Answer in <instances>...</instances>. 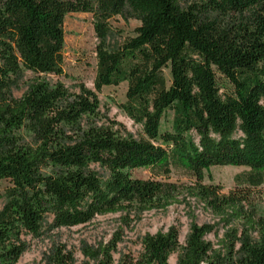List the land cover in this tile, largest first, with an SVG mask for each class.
I'll return each instance as SVG.
<instances>
[{"label": "trees", "instance_id": "obj_1", "mask_svg": "<svg viewBox=\"0 0 264 264\" xmlns=\"http://www.w3.org/2000/svg\"><path fill=\"white\" fill-rule=\"evenodd\" d=\"M92 14L97 37L94 89L38 78L15 98L22 70L63 74L64 18ZM116 15L139 21L110 49ZM168 69L170 79L164 72ZM126 82L118 103L141 126L137 137L98 124V92ZM264 0H0V264H15L28 237L86 224L96 215L164 210L184 184L222 216L212 242L209 224H190L183 242L176 225L146 233L136 256L120 264H264ZM170 113V120L168 116ZM239 166L235 186L206 183L212 166ZM149 170L147 178L131 171ZM125 215V217H126ZM229 223H232L229 226ZM229 226V227H228ZM116 242L83 247L87 264H113ZM47 264H73L56 245Z\"/></svg>", "mask_w": 264, "mask_h": 264}, {"label": "rangeland", "instance_id": "obj_2", "mask_svg": "<svg viewBox=\"0 0 264 264\" xmlns=\"http://www.w3.org/2000/svg\"><path fill=\"white\" fill-rule=\"evenodd\" d=\"M111 31L105 39L110 49L117 47L123 37L131 36L139 21L135 18L124 20L116 15L109 20ZM64 33V55L63 74H41L40 76L29 70H22L13 77L10 85V93L18 98L25 94L29 86L38 78L50 82L59 80L65 86L72 88L76 83H83L86 87L94 89L93 81L96 68V43L97 37L92 24V14L85 12H70L63 22ZM167 79H170L168 69L164 70ZM98 92L100 114L96 122L113 126L122 135L138 136L141 134V126L132 121L126 113L117 106L125 101L126 82L122 81L117 86H103ZM264 103V99L261 100ZM170 120V113L168 116ZM246 167L239 166H212L205 171L204 182L218 183L223 192L235 186L234 176L246 171ZM133 177L147 178L150 172L144 168L131 171ZM170 180L183 183L182 193L172 204L164 210L152 209L144 211L134 220L133 215L127 216L124 212L106 213L96 215L86 224L75 226H61L57 229L46 230L41 238H31L29 248L18 258L15 264H47L45 256L56 247L62 245L66 251L73 255V264H87L89 261L83 254V247H98L116 242V249L111 252L113 264H120L123 256L130 254L136 256L141 249V238L146 233H154L159 229H168L169 225H176L179 229V240L182 243L190 231L192 222L198 224H209L214 227V232L206 236L212 242L216 237H221L226 226L222 216L216 211L206 207L204 203L193 195L192 181L178 170L170 174ZM8 180L0 179V205L4 202L3 192L8 186ZM264 195V185L259 187ZM256 209L264 214V196L257 201ZM126 215V217H125ZM232 223H229V226ZM228 226V227H229ZM169 263L174 264L176 254L172 253Z\"/></svg>", "mask_w": 264, "mask_h": 264}]
</instances>
